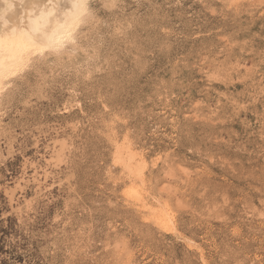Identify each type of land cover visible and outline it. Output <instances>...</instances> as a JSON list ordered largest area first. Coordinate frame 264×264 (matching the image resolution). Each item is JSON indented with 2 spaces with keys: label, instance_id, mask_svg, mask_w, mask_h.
Segmentation results:
<instances>
[{
  "label": "rangeland",
  "instance_id": "374dc122",
  "mask_svg": "<svg viewBox=\"0 0 264 264\" xmlns=\"http://www.w3.org/2000/svg\"><path fill=\"white\" fill-rule=\"evenodd\" d=\"M80 14L1 83L0 264H264V0Z\"/></svg>",
  "mask_w": 264,
  "mask_h": 264
},
{
  "label": "bare ground",
  "instance_id": "6f19581e",
  "mask_svg": "<svg viewBox=\"0 0 264 264\" xmlns=\"http://www.w3.org/2000/svg\"><path fill=\"white\" fill-rule=\"evenodd\" d=\"M85 2L0 0V88L29 55L57 51L70 39Z\"/></svg>",
  "mask_w": 264,
  "mask_h": 264
}]
</instances>
